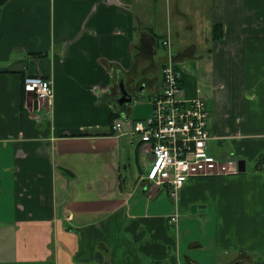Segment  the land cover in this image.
I'll return each mask as SVG.
<instances>
[{"label": "crops", "instance_id": "1", "mask_svg": "<svg viewBox=\"0 0 264 264\" xmlns=\"http://www.w3.org/2000/svg\"><path fill=\"white\" fill-rule=\"evenodd\" d=\"M0 1V264H264V169L247 172L264 153V0ZM167 36L211 154L246 162L174 200L132 130L163 92Z\"/></svg>", "mask_w": 264, "mask_h": 264}, {"label": "built area", "instance_id": "2", "mask_svg": "<svg viewBox=\"0 0 264 264\" xmlns=\"http://www.w3.org/2000/svg\"><path fill=\"white\" fill-rule=\"evenodd\" d=\"M163 46L167 54L162 72L163 92L152 100L151 117L136 121L132 130L152 154L146 179L158 186L168 185L171 196L179 199L190 178L237 175L239 165L233 156L218 159L209 151L211 135L206 102L203 97L186 98L170 36L163 40ZM23 85L27 93L41 101L54 96L52 82L41 76L28 75ZM113 128L121 131L122 123L116 122ZM178 219L176 212L170 223L177 227Z\"/></svg>", "mask_w": 264, "mask_h": 264}, {"label": "rangeland", "instance_id": "3", "mask_svg": "<svg viewBox=\"0 0 264 264\" xmlns=\"http://www.w3.org/2000/svg\"><path fill=\"white\" fill-rule=\"evenodd\" d=\"M151 117V116H150ZM149 117V118H150ZM139 136V135H138ZM140 137V136H139ZM212 144H213V148H211L210 149V147H209V149H210V152H212L215 156H217L218 157V153H217V146H216V142H214V141H212L211 142ZM141 158H142V162H141V164H142V167L143 166H147V164H148V162H149V160H148V158L145 156V155H142L141 156ZM237 158V157H236ZM237 160H238V158H237ZM134 166H135V162H134V164H133ZM247 165H248V170H247V172H248V174H250L251 172H253V170H254V168H255V166H254V164H252L250 161H248L247 160ZM135 168H136V166H135ZM132 174L130 175V177H131V180H132V182H135V178L139 175V174H141L140 173V170L139 169H134V168H132ZM173 200H174V198H173ZM184 225V224H183ZM185 226V225H184ZM187 231H188V228L185 226V230H180V233H179V235H180V238L182 237V240H183V237L187 234ZM181 240V241H182ZM262 240H264V228H260V236H259V241H262ZM183 242V241H182ZM186 250V245L184 244V249H183V251H185Z\"/></svg>", "mask_w": 264, "mask_h": 264}, {"label": "water", "instance_id": "4", "mask_svg": "<svg viewBox=\"0 0 264 264\" xmlns=\"http://www.w3.org/2000/svg\"><path fill=\"white\" fill-rule=\"evenodd\" d=\"M129 96H130V99L128 101L133 102V99H132V98H134L133 95H129ZM238 165H239V172L245 173L246 172V162L244 160H241L238 162ZM202 207H204V206H192V212H196V210L202 209Z\"/></svg>", "mask_w": 264, "mask_h": 264}, {"label": "trees", "instance_id": "5", "mask_svg": "<svg viewBox=\"0 0 264 264\" xmlns=\"http://www.w3.org/2000/svg\"><path fill=\"white\" fill-rule=\"evenodd\" d=\"M0 2H2V1H0ZM214 37L216 39H221L222 36H220V35L219 36H215L214 35ZM255 168H256V170H262V169H264V153H262L258 157Z\"/></svg>", "mask_w": 264, "mask_h": 264}]
</instances>
